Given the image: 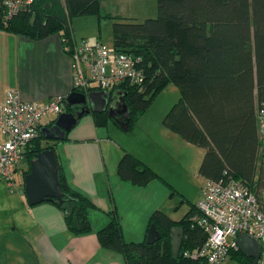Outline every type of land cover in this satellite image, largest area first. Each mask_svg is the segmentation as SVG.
Listing matches in <instances>:
<instances>
[{"label":"trees","instance_id":"trees-1","mask_svg":"<svg viewBox=\"0 0 264 264\" xmlns=\"http://www.w3.org/2000/svg\"><path fill=\"white\" fill-rule=\"evenodd\" d=\"M105 1L109 0H34L7 27L1 19L0 29L32 41L58 35L73 42L74 19L104 16L116 21L114 51L141 58L147 76L142 87H123L129 121L125 132L132 133L160 94L175 85L180 98L163 125L185 143L204 149L200 178L240 181L258 196L263 185L257 113L264 105V0H157L158 16L144 23L102 15ZM77 111L67 101L65 113ZM92 117L96 127L114 124L123 130L107 114L92 113ZM56 120L47 127L51 128ZM42 129L41 126L39 137L28 147L26 175L39 153L54 150L63 201L46 202L64 213L67 229L73 235H90V212L96 205L69 184L57 154L58 145L70 140L68 134L62 140H49ZM118 176L141 188L157 180L165 181L154 168L129 152L119 163ZM185 203L182 198L177 210ZM106 213L109 222L97 232L98 241L102 248L121 254L125 264H207L204 258L191 257L207 240L205 230L195 221L200 215L197 204H191L179 222L162 210L154 211L147 228L148 233L155 226L160 234L154 244H148L147 239L128 242L122 217L116 211ZM174 227L184 230L178 256L172 253ZM229 258L253 264L240 250H232Z\"/></svg>","mask_w":264,"mask_h":264},{"label":"crops","instance_id":"crops-1","mask_svg":"<svg viewBox=\"0 0 264 264\" xmlns=\"http://www.w3.org/2000/svg\"><path fill=\"white\" fill-rule=\"evenodd\" d=\"M2 9L0 4V24ZM75 38L77 40L76 35ZM10 91H18L27 103H46L54 97L64 96L74 109L81 111L82 93L72 92L71 59L63 51L60 36L32 41L0 29V104L5 103ZM85 107L90 114H85L68 133L69 141L58 145L57 154L69 184L96 205L90 212L92 234L73 235L67 229L64 213L57 206L49 202L30 206L22 180L11 192L0 179V264H125L121 254L102 248L97 238V232L109 222L106 212L110 211H116L122 217L124 237L128 242L146 239L144 225L154 211L150 203L141 198L147 187H136L121 180L118 166L129 152L155 168V163L160 165L157 162L159 156L167 153L148 131L143 139L140 132L144 117L131 134L116 125V131L107 133L103 128L109 130V125L96 127L94 123V106L87 103ZM53 120L45 122L43 119L40 126L45 129ZM163 134L177 154L188 150L176 134ZM117 189L124 193L122 196L127 203L123 210L115 194ZM128 214L135 220L131 226L125 220ZM167 214L175 222L184 216L177 218Z\"/></svg>","mask_w":264,"mask_h":264},{"label":"built area","instance_id":"built-area-1","mask_svg":"<svg viewBox=\"0 0 264 264\" xmlns=\"http://www.w3.org/2000/svg\"><path fill=\"white\" fill-rule=\"evenodd\" d=\"M2 24L9 23L34 4V0H0ZM63 51L71 59L73 89L82 94L93 91L113 93L123 87L140 86L147 81L142 59L131 54L116 53L98 41L68 42L62 38ZM67 99L57 96L46 103H27L18 91H10L0 104V179L14 192L29 168L28 147L40 135L43 119L65 113ZM263 185L258 196L240 181L205 180L203 200L197 206L195 218L205 230L204 246L191 254L204 258L207 264H224L232 250L239 251L236 242L241 235L255 239L261 249L258 264H264V105L258 110ZM24 185V181L21 182Z\"/></svg>","mask_w":264,"mask_h":264},{"label":"rangeland","instance_id":"rangeland-1","mask_svg":"<svg viewBox=\"0 0 264 264\" xmlns=\"http://www.w3.org/2000/svg\"><path fill=\"white\" fill-rule=\"evenodd\" d=\"M101 12L102 15L112 14L131 19L135 23H144L146 20L154 19L158 16V2L157 0H109L102 3ZM115 22L116 21L105 18L104 16L74 19L73 27L78 43L82 40H87L91 43L100 41L108 47L113 48V24ZM77 40L75 39L76 42ZM179 98V88L175 85H169L153 102L151 109L145 114L143 118L144 122L141 124V126L144 125V127H142L143 130L140 132L142 133L143 139H146L145 132L148 131L152 138H157V142L161 149L167 153L165 156H159L157 162L160 165L157 163L154 164V169L165 181L157 180V182L152 183L143 190L141 198L150 203L152 211L162 210L165 213L175 215L177 218H181L186 211H189L191 204L196 205L203 200L204 196L202 189L205 184V180L198 175L199 167L205 155L204 149L186 143L184 145L188 150H182L180 154H177L178 151L165 140L163 134L167 133V135H173L172 132L164 127L163 120ZM53 118L54 116H50L44 120L46 122L50 119L53 120ZM107 128H109V130L103 128L107 133L109 131L113 133V131L117 129L113 124H110ZM162 131L165 132L162 133ZM174 153L176 154L173 156L169 155ZM162 157H164V160H162ZM26 164L27 163H25L24 167L27 168L28 166ZM163 174H165L166 177H164ZM21 180L24 181L23 178ZM115 194L120 199V208L122 210L125 209L127 203L122 196L124 193L117 189ZM126 195L128 194L126 193ZM182 198L186 199V203L177 210ZM125 220L129 226L133 225L135 222L133 217L129 214L127 218L125 217ZM146 220L144 225V236L147 237V228L150 219ZM144 238L141 241H144ZM224 264L240 263L228 258Z\"/></svg>","mask_w":264,"mask_h":264},{"label":"water","instance_id":"water-1","mask_svg":"<svg viewBox=\"0 0 264 264\" xmlns=\"http://www.w3.org/2000/svg\"><path fill=\"white\" fill-rule=\"evenodd\" d=\"M127 93L119 89L113 93L93 91L80 95L81 111L74 114H62L57 117L51 128L45 127L42 132L49 140H62L79 123L85 114H90L86 104L90 103L95 113H108V116L117 121L123 129H128V107L125 103ZM121 111V112H120ZM24 187L28 203L36 206L46 201L62 202L60 192V178L57 157L54 150L46 149L39 153L30 164V172L24 179ZM184 230L182 227H174L171 230L172 253L178 256L182 247ZM160 239V234L155 226L148 232L147 243L154 244ZM240 251L249 258L253 264H258L261 257V249L258 242L248 235H241L236 240Z\"/></svg>","mask_w":264,"mask_h":264},{"label":"clouds","instance_id":"clouds-1","mask_svg":"<svg viewBox=\"0 0 264 264\" xmlns=\"http://www.w3.org/2000/svg\"><path fill=\"white\" fill-rule=\"evenodd\" d=\"M57 118V117H56Z\"/></svg>","mask_w":264,"mask_h":264}]
</instances>
